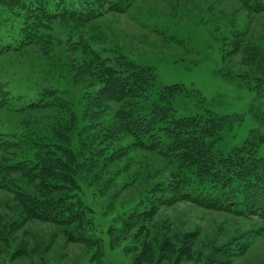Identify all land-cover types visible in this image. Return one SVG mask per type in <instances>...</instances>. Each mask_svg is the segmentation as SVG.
I'll return each instance as SVG.
<instances>
[{"label":"trees","instance_id":"16d2710c","mask_svg":"<svg viewBox=\"0 0 264 264\" xmlns=\"http://www.w3.org/2000/svg\"><path fill=\"white\" fill-rule=\"evenodd\" d=\"M134 1L0 0V61L33 52L66 66L71 82L82 90L80 110H75L60 81L22 77L0 63V192L11 198L22 224H51L72 243L98 245L88 186L107 177L91 193L93 199L101 197L106 186L119 185L118 194L136 188L137 177L142 179L139 172L134 179L119 180L128 161L115 174L109 170L129 160L131 153H147L161 162L157 173L164 179L150 183L136 200L116 210L111 223L141 232L159 208L178 203L244 219L251 223L247 230L221 244L205 242L211 252L200 257L201 264H234L264 238V135L252 131L241 146L223 153L217 145L242 116L206 109L179 118L176 98L192 91L181 84L158 87L153 67L118 49L98 47L104 37L98 21L127 13ZM238 1L249 13H264V0ZM246 32H236L228 55L242 52L243 64H250L252 47L241 50ZM253 75L224 74L242 79L261 95L264 77ZM253 111L264 124V109ZM32 113L37 115L18 126L5 117ZM45 118L50 120L48 128ZM31 120L45 125L29 127ZM171 231L161 233L159 242L146 237L133 264H177L182 251H195L194 234Z\"/></svg>","mask_w":264,"mask_h":264},{"label":"rangeland","instance_id":"374dc122","mask_svg":"<svg viewBox=\"0 0 264 264\" xmlns=\"http://www.w3.org/2000/svg\"><path fill=\"white\" fill-rule=\"evenodd\" d=\"M1 16L6 17V14L1 13ZM98 24L99 34L104 36L98 41V47L118 49L137 63L153 67L158 87L181 84L192 91L189 96L176 98L177 117L198 114L206 109L222 116H242L240 124L228 131L217 145L223 153L241 146L252 131L264 135V124L253 111L264 109V93L259 95L240 78L230 80L224 76L228 72H250L254 77H264V13H249L238 0H136L127 13L109 14ZM245 31L241 50L247 45L252 47L253 63L250 64H243L242 52L228 55L234 39H237L236 32ZM40 57L34 56L33 52L25 57L9 55L0 63L7 64L22 77L55 78L67 88L74 109L80 110L82 90L80 85H73L66 66ZM251 83L255 85L256 81L251 80ZM35 115L5 117L12 125L18 126L19 121L30 120ZM49 121L45 118L47 128ZM41 124L45 125L31 120L28 126L41 128ZM260 152L264 154V143ZM128 157L129 160L124 158L115 163L109 173L115 174L118 167L129 162L127 171H123L125 174L119 180L134 179L139 172L142 179L137 177L136 188L118 194L119 185L106 186L102 196L93 199L91 193L99 185L103 186L107 177L103 175L100 184L88 186L91 191L88 192L89 204L95 212L92 215L96 227L94 233L100 238L98 245L72 243L60 228L51 224H22L11 198L0 192V264H133L141 252L143 240L150 237L159 242L161 233L167 229H172L173 233L195 235L191 240L196 245L195 251H182L177 264H201L200 257L211 252L205 242L221 244L250 227L251 223L244 219L187 203L159 208L149 228L147 224L142 225L141 232L134 226L127 232L120 222L111 223L116 210L136 200L150 183L165 177L157 173L161 162L152 160L150 154L131 153ZM109 230H112L110 234ZM127 248L129 251L125 253ZM234 264H264V238Z\"/></svg>","mask_w":264,"mask_h":264}]
</instances>
